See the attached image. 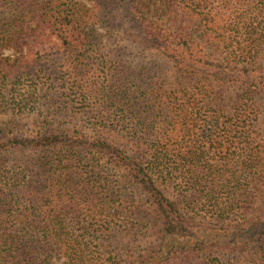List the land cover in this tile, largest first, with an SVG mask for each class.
Wrapping results in <instances>:
<instances>
[{"label": "trees", "instance_id": "obj_1", "mask_svg": "<svg viewBox=\"0 0 264 264\" xmlns=\"http://www.w3.org/2000/svg\"><path fill=\"white\" fill-rule=\"evenodd\" d=\"M3 118L0 264H264V0H0Z\"/></svg>", "mask_w": 264, "mask_h": 264}, {"label": "rangeland", "instance_id": "obj_2", "mask_svg": "<svg viewBox=\"0 0 264 264\" xmlns=\"http://www.w3.org/2000/svg\"><path fill=\"white\" fill-rule=\"evenodd\" d=\"M51 41L54 42V40H51ZM53 46H54L55 49H58L60 51V47H59L58 43L54 42ZM19 57H24L25 58V52L12 51V50H4V51H2V58H4V59H9V60L12 61V60H15V59H17ZM4 119L5 118L0 119V121L4 122L6 120V119L5 120ZM36 119H37V121L41 120L38 117H36ZM33 122L34 121H32L31 119H23V120H21L20 123H21V125H27V124H30V123H33ZM126 241H127V239H126ZM136 242H137V244H140V245L144 246V244L140 240L137 239ZM145 246H147V245L145 244Z\"/></svg>", "mask_w": 264, "mask_h": 264}]
</instances>
